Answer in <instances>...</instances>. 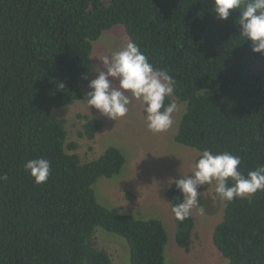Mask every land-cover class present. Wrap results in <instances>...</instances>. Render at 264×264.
I'll list each match as a JSON object with an SVG mask.
<instances>
[{
  "label": "trees",
  "instance_id": "16d2710c",
  "mask_svg": "<svg viewBox=\"0 0 264 264\" xmlns=\"http://www.w3.org/2000/svg\"><path fill=\"white\" fill-rule=\"evenodd\" d=\"M213 7V0H0V264H113L97 227L129 241L132 264H167L162 220L122 215L97 198L95 183L121 172L124 153L110 147L83 162L68 143L67 120L53 114L84 99V77L96 78L94 42L117 24L174 78L173 95L187 104L177 142L239 156L244 175L264 166V54L240 36L239 9L220 20ZM102 127L85 115L80 134L93 140ZM40 157L51 175L37 185L24 165ZM166 193L172 207L181 202L174 185ZM225 204L217 249L228 264H264V191ZM177 224V244L190 251L195 218Z\"/></svg>",
  "mask_w": 264,
  "mask_h": 264
},
{
  "label": "rangeland",
  "instance_id": "374dc122",
  "mask_svg": "<svg viewBox=\"0 0 264 264\" xmlns=\"http://www.w3.org/2000/svg\"><path fill=\"white\" fill-rule=\"evenodd\" d=\"M129 41L123 24L106 31L94 42L92 59L96 70L104 68V56L119 50ZM172 99L177 105L174 123L162 133L148 130L144 105L135 99L129 105L128 114L117 121L99 115L94 108L89 109L86 97L54 109L53 114L67 120L68 143L77 144L75 152L83 162L99 158L110 147H118L124 153L126 163L121 172L111 178L101 177L95 183L97 198L115 212L131 214L139 219L162 220L169 235L165 251L167 264H228L213 238L216 226L224 218L226 206L215 194L214 184L199 189V203L191 213L195 218V228L190 251L177 244L178 224L166 192L171 184L170 178L179 179L182 174L190 173L202 152L177 142L176 135L187 104L179 102L174 95ZM85 115L103 121L102 129L93 140L80 134ZM96 239L99 247L109 251L113 264H132L130 244L124 236L97 227Z\"/></svg>",
  "mask_w": 264,
  "mask_h": 264
},
{
  "label": "clouds",
  "instance_id": "9594fccd",
  "mask_svg": "<svg viewBox=\"0 0 264 264\" xmlns=\"http://www.w3.org/2000/svg\"><path fill=\"white\" fill-rule=\"evenodd\" d=\"M213 3L211 11L220 20H228L239 9L236 23L240 26V36L251 41L254 53L264 54V0H213ZM102 62L104 68L95 71V79L84 77L89 80L90 91L85 94L89 109L94 108L99 115L117 121L128 114L129 105L135 99L144 105L150 132L162 133L172 127L177 105L166 104L165 100L173 95L176 85L167 70L151 64L132 41L104 56ZM241 163V157L229 152L203 150L190 173L182 174L179 179L170 178L169 187L174 185L182 194V198L178 196L181 202L172 207L175 219L182 223L191 216L199 203V189L205 185L214 184L215 194L227 203L264 191V166L244 175L239 170ZM24 168L37 185L47 182L51 175V162L42 157L28 160Z\"/></svg>",
  "mask_w": 264,
  "mask_h": 264
}]
</instances>
